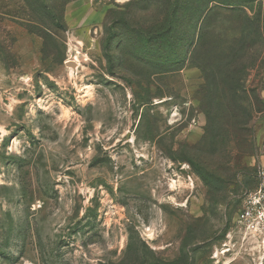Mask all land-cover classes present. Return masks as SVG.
Here are the masks:
<instances>
[{"label": "rangeland", "instance_id": "374dc122", "mask_svg": "<svg viewBox=\"0 0 264 264\" xmlns=\"http://www.w3.org/2000/svg\"><path fill=\"white\" fill-rule=\"evenodd\" d=\"M0 264H264V0H0Z\"/></svg>", "mask_w": 264, "mask_h": 264}, {"label": "bare ground", "instance_id": "6f19581e", "mask_svg": "<svg viewBox=\"0 0 264 264\" xmlns=\"http://www.w3.org/2000/svg\"><path fill=\"white\" fill-rule=\"evenodd\" d=\"M73 60H74V62H76V66L80 64V63H79V59H78L77 57L74 58ZM76 66H75V67H76Z\"/></svg>", "mask_w": 264, "mask_h": 264}, {"label": "water", "instance_id": "95a60500", "mask_svg": "<svg viewBox=\"0 0 264 264\" xmlns=\"http://www.w3.org/2000/svg\"><path fill=\"white\" fill-rule=\"evenodd\" d=\"M68 64H69V65L76 66V62H74V61H69Z\"/></svg>", "mask_w": 264, "mask_h": 264}]
</instances>
